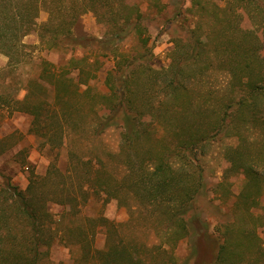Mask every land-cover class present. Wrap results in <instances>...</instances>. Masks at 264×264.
Wrapping results in <instances>:
<instances>
[{
	"label": "trees",
	"instance_id": "obj_1",
	"mask_svg": "<svg viewBox=\"0 0 264 264\" xmlns=\"http://www.w3.org/2000/svg\"><path fill=\"white\" fill-rule=\"evenodd\" d=\"M86 1L84 11L93 10L97 3L104 4L107 0ZM251 4L254 12L264 9V0H253ZM43 8L46 7L42 0H0V50L10 55L15 43L33 30L39 31L41 42L49 48L59 43L86 46L64 23L52 28L51 16L48 21L38 23ZM46 9L50 15L53 13V8ZM141 20L139 11L133 16L130 14L124 27L131 26L142 34ZM50 29L55 35L48 39L42 31ZM249 36L255 39L251 47L240 50L239 42H231L230 46L226 43L219 56L222 71L228 75L226 87L230 92L222 105L211 100L196 103L190 92V83L205 82V74L210 69L212 56L211 51L208 52L207 36L196 39L198 44L193 50L178 42L172 61L159 70L146 63L144 53L139 58L129 53L114 55V64L105 77L108 91L101 103L106 112L97 117L93 130L100 134L110 127L120 129L121 143L116 155L122 158L123 174L107 177V165L97 158L95 162L85 161L90 160V176L86 174L88 180H85L90 179L88 186L84 182H72L80 194L62 186L57 187L53 195L40 198L36 194L38 181L35 178H30L25 190L8 183L11 196L0 199V264H38L44 254L43 246L50 243L43 236L44 220L52 216L48 203L80 207L92 195L89 186L95 193L103 192L108 196L103 199L104 203L111 197L122 199L120 193L126 189L141 208L160 217L158 226L155 225V240L151 243L137 240L126 243L125 237L117 231L118 226L113 225L115 241L110 244L107 240L103 248H98L93 243L96 233L91 232L87 256L90 264H186L178 256L177 246L184 239L199 237L203 233L200 227L205 228V236L217 244L208 264H264V241L258 233V226L264 222L251 211L260 204L259 199L264 194V38L258 32ZM120 39L122 37L117 36V40ZM90 40H96L103 56H108L107 51L115 46L111 38ZM143 41L147 43L148 38ZM208 58L202 71L191 67ZM68 62L70 66L74 64L70 70H57L54 64L45 62L39 78L32 79L25 87L24 98L15 100L13 106L10 101L5 102L7 107L31 115L33 131L64 128L69 124L72 128H81L78 120L67 115L69 111L62 101L71 90L70 85L77 95L89 91L90 60L87 56H72ZM72 71L76 72V77L71 75ZM140 78L144 79L143 86L139 84ZM41 89L52 96L38 101L37 90ZM140 95L143 100L138 102L135 96ZM57 134H46L52 148L65 143L66 137ZM225 136L236 139L223 150L228 163L225 178L232 174L244 175L236 204L241 199L247 205L248 219L222 222L214 227L216 235L213 236L201 216L192 213V206L206 190L203 159L209 147ZM81 160L71 151V163ZM51 166L55 173L64 174L56 165ZM52 167L42 179L52 174ZM105 221L103 225H112ZM109 231L111 229L106 228V233Z\"/></svg>",
	"mask_w": 264,
	"mask_h": 264
},
{
	"label": "rangeland",
	"instance_id": "obj_2",
	"mask_svg": "<svg viewBox=\"0 0 264 264\" xmlns=\"http://www.w3.org/2000/svg\"><path fill=\"white\" fill-rule=\"evenodd\" d=\"M251 1L107 0L104 4L97 3L93 10L84 11L86 0H42V5L53 8V13L50 15L43 8L37 22H46L51 16V23L54 24L52 28L64 23L66 28H71L73 36L83 39L86 46L59 43L49 48L41 42L39 31L33 30L15 43L10 55L0 50V199L11 196L7 190L8 183L25 190L30 178L38 181L36 194L40 198L53 195L57 187L62 186L66 189L71 187L73 192L80 194L78 188L75 191L72 182H84L85 186L90 184V179L85 181L88 180L86 174L90 176V160L85 162L88 159L94 162L97 158L102 160L107 165V177H120L123 174L122 158L116 155L121 143L120 129L110 127L100 134L93 130L97 117L106 112L101 103L108 91L105 77L114 64V55L129 53L139 58L144 53L146 63L159 70L172 61L178 42L193 50L198 44L196 39L207 36L208 52L211 51L212 56L210 69L205 74V82L190 83V92L196 103L211 100L222 105L230 94L226 87L228 75L222 71L219 63L224 45L239 42L241 50L251 47L255 42L249 34L258 32L264 38V9L254 12ZM138 11L142 14L141 22L144 25L142 34L131 26L124 27L127 17ZM74 17L76 20L72 22ZM51 30L42 31L48 39L55 35ZM117 36L122 39L117 40ZM102 37L115 40L112 51H107L108 56H103V50L96 40H90ZM143 38H148V42L144 43ZM72 56H87L90 60L89 91L77 95L70 85L71 90L65 95V101H62L66 111H69L67 115L74 118V121L78 120L81 128H72L69 124V127H56L55 130L41 128L40 133L36 129L33 131L31 115L7 107L5 102L10 101L13 106L15 100L23 99L25 87L32 79L39 78L46 67L45 62L54 64L57 70H70L74 64L70 66L68 61ZM206 60L209 61V58L201 59L191 67L200 72L207 65ZM75 71L71 73L74 77ZM93 73H96L94 77ZM143 83L144 79L140 78L139 84L143 86ZM37 91L38 101L52 96L42 89ZM135 98L138 102L143 100L141 95ZM31 99L36 100L34 96ZM56 132H63L66 139L62 146L52 148L46 134L53 136ZM235 141V138L225 136L209 147L203 159L206 190L192 206V213L201 216L213 236L216 235L214 227L222 222L234 219L245 222L248 219L247 205L241 199L236 204L237 195L244 185V175L232 174L225 178L224 169L228 163L223 150L225 145ZM71 151L82 160L71 163ZM52 164L64 174L55 173ZM50 167L52 174L42 179ZM89 191L92 192L91 197L80 207L77 204L69 207L68 204L48 203L52 216L44 220L43 236L50 243L43 246L44 254L38 264H90L87 256L91 232L96 233L93 235L94 246L103 248L107 240L111 244L117 237L113 225L118 226L117 231L125 237L126 243L136 240L151 243L155 240V225L158 226L160 217L149 209L141 208L126 189L120 193L122 199L111 197L105 203L103 199L108 197L105 193H95L96 190L90 189V186ZM259 202L251 211L264 222V194ZM102 218H106L112 225H103L106 221ZM258 227V233L264 241V223ZM106 228L111 231L106 233ZM203 229L200 227L203 233L199 237L194 240L184 239L177 246V254L186 264H208L213 258L217 244L205 236Z\"/></svg>",
	"mask_w": 264,
	"mask_h": 264
},
{
	"label": "crops",
	"instance_id": "obj_3",
	"mask_svg": "<svg viewBox=\"0 0 264 264\" xmlns=\"http://www.w3.org/2000/svg\"><path fill=\"white\" fill-rule=\"evenodd\" d=\"M27 36V35H26Z\"/></svg>",
	"mask_w": 264,
	"mask_h": 264
}]
</instances>
